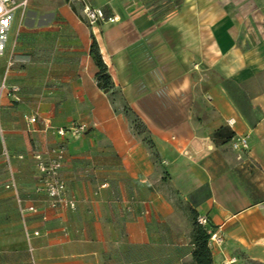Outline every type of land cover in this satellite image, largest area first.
Returning a JSON list of instances; mask_svg holds the SVG:
<instances>
[{
	"label": "crops",
	"instance_id": "obj_1",
	"mask_svg": "<svg viewBox=\"0 0 264 264\" xmlns=\"http://www.w3.org/2000/svg\"><path fill=\"white\" fill-rule=\"evenodd\" d=\"M86 1L117 21L89 26L78 0H28L0 19V264H193L194 215L223 237L214 264H264V0ZM58 145L74 207L34 190L33 155ZM12 179L37 207L24 221Z\"/></svg>",
	"mask_w": 264,
	"mask_h": 264
},
{
	"label": "built area",
	"instance_id": "obj_2",
	"mask_svg": "<svg viewBox=\"0 0 264 264\" xmlns=\"http://www.w3.org/2000/svg\"><path fill=\"white\" fill-rule=\"evenodd\" d=\"M81 2V18L89 25L94 26L100 22H115L117 17H107L102 7L91 6L86 0H78ZM28 4V0H0V19H3L10 15L16 8H25ZM12 91L17 89L12 87ZM25 122L27 126H31L37 123L40 119L38 114L25 115ZM44 130H51L60 136H64L66 133L80 134L86 130V126L83 124H73L67 128H55L50 126L47 122H43ZM232 148L238 151H243L248 148V140L246 137L233 138L231 140ZM64 147L61 145L48 147L45 151L35 153L33 155L37 162V182L34 186V190L37 193H44L48 198V205L51 208L58 207H74V200L69 198L66 194V184L59 175L61 163L64 157ZM7 159L9 157L6 153ZM19 158H22L20 155ZM6 188L12 189L15 192V200L18 206V211L21 219L24 221L28 213H36L37 207L33 204L25 206L23 198L20 196L18 187L12 179ZM198 223L206 226L208 220L205 217L199 216L197 218ZM37 234V232H35ZM223 240L222 235L218 231H212L209 242L215 244H221ZM225 264H232V261H228Z\"/></svg>",
	"mask_w": 264,
	"mask_h": 264
},
{
	"label": "trees",
	"instance_id": "obj_3",
	"mask_svg": "<svg viewBox=\"0 0 264 264\" xmlns=\"http://www.w3.org/2000/svg\"><path fill=\"white\" fill-rule=\"evenodd\" d=\"M90 54L95 61V64L98 68L97 73L95 74V80L97 85L104 90L105 92L110 91L113 88V83L111 77L107 71L106 65L103 63L101 58V54L99 52L98 45L96 41L93 39L90 46ZM135 129L145 134V140L150 148H153V143L149 139L148 135H146V128L143 123L139 120V125H135L133 123ZM217 132L216 135H218ZM198 216H193V224H192V240L194 244V249L192 252V263L193 264H214L211 250L209 247V239L211 236V230L208 225L203 226L197 221Z\"/></svg>",
	"mask_w": 264,
	"mask_h": 264
},
{
	"label": "rangeland",
	"instance_id": "obj_4",
	"mask_svg": "<svg viewBox=\"0 0 264 264\" xmlns=\"http://www.w3.org/2000/svg\"><path fill=\"white\" fill-rule=\"evenodd\" d=\"M9 66V59L6 56L0 57V84L2 86V83L5 81L6 78V73L7 69ZM131 120L135 125H139V118L135 115H131ZM5 141V134L4 132L0 129V184L4 183L6 180L8 173H9V166L5 162V157H6V149L4 145Z\"/></svg>",
	"mask_w": 264,
	"mask_h": 264
},
{
	"label": "snow or ice",
	"instance_id": "obj_5",
	"mask_svg": "<svg viewBox=\"0 0 264 264\" xmlns=\"http://www.w3.org/2000/svg\"><path fill=\"white\" fill-rule=\"evenodd\" d=\"M6 23V22H5Z\"/></svg>",
	"mask_w": 264,
	"mask_h": 264
}]
</instances>
